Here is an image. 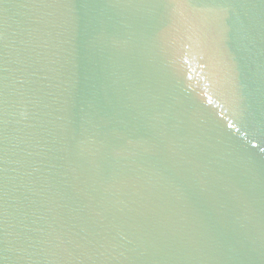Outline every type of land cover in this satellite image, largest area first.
Masks as SVG:
<instances>
[{
	"label": "water",
	"instance_id": "water-1",
	"mask_svg": "<svg viewBox=\"0 0 264 264\" xmlns=\"http://www.w3.org/2000/svg\"><path fill=\"white\" fill-rule=\"evenodd\" d=\"M0 264H264V0H0Z\"/></svg>",
	"mask_w": 264,
	"mask_h": 264
}]
</instances>
